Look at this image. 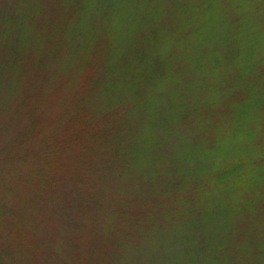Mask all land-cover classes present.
Listing matches in <instances>:
<instances>
[{
    "label": "rangeland",
    "instance_id": "obj_1",
    "mask_svg": "<svg viewBox=\"0 0 264 264\" xmlns=\"http://www.w3.org/2000/svg\"><path fill=\"white\" fill-rule=\"evenodd\" d=\"M60 1L0 0V11L8 15L15 9L10 17L19 19L11 30L0 26V264H156L171 252L165 248L171 244H177L182 253L181 244L175 242L177 234L186 233L177 223L181 204L173 201V195L184 185L174 179L197 163L191 151L212 141L213 135L203 136V132L229 120L228 99L215 114L201 105L221 101L224 95L231 98L229 89L235 83H228L224 92L217 89L214 80L221 71L216 70V59L207 53L205 64H197L201 47L193 48L191 42L200 32L190 31L200 28L209 12L218 14L228 0H92L84 34L81 29L78 36L65 31L82 7L85 16L84 1L78 0L79 9L71 17L58 13L51 19ZM188 5L190 10L185 9ZM257 7L254 4L252 15ZM149 15L153 18L149 17L147 30L156 27L157 18L165 24V28L159 26L164 30L188 21L172 33H159L164 41L173 42L166 50L172 69L166 78L161 69L153 73V82L134 78L136 71L121 65V58L108 57L113 47L129 49L140 40L137 29L143 30ZM118 19L124 33L109 37ZM260 20L255 31L252 26L246 31L262 37L256 53V45L252 48L261 69L253 68L251 83L257 90L260 83L264 96V16ZM242 27L248 28L246 19ZM225 28L220 26L217 33ZM190 37L194 38L188 41ZM213 43L220 41L215 38ZM220 50L224 54L227 49ZM247 57L244 52L242 59ZM139 66L145 68L143 63ZM209 77L215 87L211 96ZM178 78L186 88L190 84L188 96L172 83ZM117 83V92H110V85ZM139 91L152 98L155 106L140 111L131 96L118 100V95L136 96ZM81 113L91 117L98 126L96 132L83 128ZM136 114L145 122L140 142L148 153L164 155L161 166L168 171L158 174L151 189L142 176L133 175L130 151L136 142H128L132 143L128 160L116 152L117 141L124 134L128 139L125 130L129 119L135 123ZM260 114L264 134V106ZM255 122L259 118L253 119V128H257ZM67 128L76 133L63 146L59 138ZM253 142L264 163V136H254ZM167 186L173 188L170 195L162 192ZM259 186L264 192V179ZM259 204L254 214L238 220L232 239L241 233L246 240L252 239L245 226L256 219L264 223V200ZM257 253L255 247L241 256L235 251L233 260L264 264V256Z\"/></svg>",
    "mask_w": 264,
    "mask_h": 264
},
{
    "label": "trees",
    "instance_id": "obj_2",
    "mask_svg": "<svg viewBox=\"0 0 264 264\" xmlns=\"http://www.w3.org/2000/svg\"><path fill=\"white\" fill-rule=\"evenodd\" d=\"M83 1L86 10L84 17L83 7L78 10L81 1L61 0L58 6L53 8L51 19H56L58 13L61 16H68L77 9V16L69 21L68 28L66 27L68 30L65 32L77 34L78 36L82 35L81 29H83L84 34L86 17L89 14L87 12L90 9L92 0ZM254 4L258 7L254 9L252 15ZM180 6L184 8L183 5ZM189 6H185V9L190 10ZM14 10L8 15L0 11V26L4 25L8 28L7 30H11L16 22L18 25L19 19L13 20L10 17L14 14ZM24 10L27 11L26 8ZM261 16L262 18L264 16V0H228V3L218 14L209 12L200 28L193 27L190 31L191 34L200 32L198 38L192 40L194 37H190L187 39L188 41L192 40L191 47H201L197 64H205L207 53L212 54L211 57L216 59V70L221 71L214 80L217 83V89H222L224 92V89L229 86L228 83L233 81L235 83L231 85L234 88L229 89L232 95L231 98H226L223 94L224 97L221 101L214 102L217 105L214 106L212 103L207 106L201 105L202 109H208L210 114L212 111L215 114L219 111V104L224 107L226 99H228L229 120L223 125L216 124L211 130L203 132V136L212 134V141L208 142L205 148L198 147L197 150L191 151L190 157H197V163L189 169L188 173L181 174L174 179V181L180 180L184 185L182 189H178L173 195V201L181 204L180 211L177 214L180 221L177 223L180 227L183 226L184 233H186L185 235L177 234L175 243L179 242L181 244V251L185 254L178 250L177 244L174 243V246L172 244L167 245L165 248H169L171 252L161 257L156 264H235L233 260L235 251L239 252L241 256L248 248L253 252L254 247L258 250V255L264 256V223L262 221L256 219L246 224L247 232H251L252 235L251 240H246V235L242 233L236 240L231 238L240 223L238 220L243 219L245 215L247 217L254 214L260 205L259 203L264 200V192H261L262 186H259L264 179V163L260 162L261 158L258 157L257 143L253 142L254 136H264L260 125V118L262 117L260 113L262 106H264V96L260 93L262 91L261 84L259 83L257 90V87L251 83L254 80V77H252L253 68L261 69L256 65L252 48L253 45H256V53L262 37L259 34L257 35L256 32L248 34L246 31L247 29L251 30V26L252 30L255 31V27L259 26L256 21H261ZM149 17L152 16H147V19L145 18L146 22L142 24L143 30L139 31L137 29L139 41L130 44L129 49L113 47L111 49L112 53L108 56L109 58H121L118 60L121 61V65L130 66L132 68L131 72L136 71L134 74L136 79L142 77L151 80L153 73L160 69L164 73L163 77L166 78L169 69H172L170 57L166 56V50L167 45L172 46L173 42L164 41L159 33L161 31L172 33V31L186 26L188 22L178 23L179 25L172 30H164L159 26L162 25L165 28V24L160 23L157 18L156 27L147 30ZM245 19L248 21V28L242 27ZM95 22H98V20H95ZM222 25H225L226 28L222 30L221 34L217 33ZM103 26L104 23L100 27ZM116 27L111 29L109 37H118L117 35L124 33L122 19H118ZM253 37H255L254 40H251ZM215 38L220 41V44L214 45ZM212 46L213 49H211ZM221 48L227 49L224 54L220 50ZM244 52H248V57L245 60L242 59ZM122 57H133V59L124 60ZM141 63L145 65V68L142 69L139 66ZM150 67H153L152 70L147 72ZM151 82L153 81L151 80ZM214 82L209 77L207 85L212 87V90L207 87L209 96L214 93L215 87L212 85ZM172 83L178 87L182 94V90H184L186 91L185 95H189L190 84L186 88L179 78L172 79ZM247 83L248 87L246 86ZM118 87V83L112 84L109 90L110 92H117ZM201 93H204L202 89ZM130 96L133 99L134 106L140 111H147V108L155 106V101L146 95L144 96L143 91H139V95L136 96L132 93L127 94L124 98L118 95V100L121 102L122 100H130ZM179 106L181 107V104ZM187 110L190 112L191 108L188 107ZM78 118L81 119V122L83 121V128L87 129L89 126L92 133L96 132L98 126L92 124L90 116L86 114L82 116L81 113ZM254 118H259V122H255L257 128L250 125ZM132 119L135 123L133 124L129 119V127L125 130L129 141H127L128 139L124 134L122 139L117 141L116 152L128 160L129 152L127 148L130 144L136 142V147L130 151L131 164H134L132 165L133 175L142 176L145 180L144 184L148 189H151L154 182L158 180L159 173H168L167 169L161 166L160 160L164 155L146 151L148 147L143 146V143L140 142L143 139L145 122L141 120L142 116L137 114ZM135 129L138 130V133L135 132ZM74 130L76 129L68 130L67 128L65 133L64 131L61 133L60 145L64 146L73 141V135L76 133L72 132ZM108 131L107 128L103 131V137L106 141L110 134ZM125 163L123 162L121 165ZM171 191H173V188L167 186L162 192L170 195ZM177 223L175 225H178ZM158 244L159 240L157 239L155 245ZM164 245L161 244L160 246Z\"/></svg>",
    "mask_w": 264,
    "mask_h": 264
}]
</instances>
